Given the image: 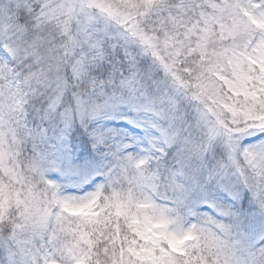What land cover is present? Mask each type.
Instances as JSON below:
<instances>
[{"label": "snow or ice", "instance_id": "obj_1", "mask_svg": "<svg viewBox=\"0 0 264 264\" xmlns=\"http://www.w3.org/2000/svg\"><path fill=\"white\" fill-rule=\"evenodd\" d=\"M0 264H264V0H0Z\"/></svg>", "mask_w": 264, "mask_h": 264}]
</instances>
